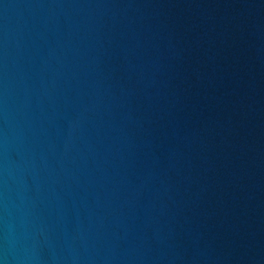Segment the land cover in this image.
Returning a JSON list of instances; mask_svg holds the SVG:
<instances>
[{
	"label": "water",
	"instance_id": "obj_1",
	"mask_svg": "<svg viewBox=\"0 0 264 264\" xmlns=\"http://www.w3.org/2000/svg\"><path fill=\"white\" fill-rule=\"evenodd\" d=\"M0 264H264V0H0Z\"/></svg>",
	"mask_w": 264,
	"mask_h": 264
}]
</instances>
